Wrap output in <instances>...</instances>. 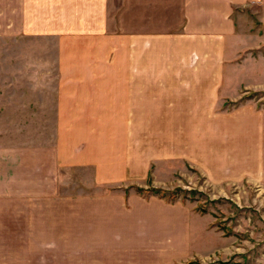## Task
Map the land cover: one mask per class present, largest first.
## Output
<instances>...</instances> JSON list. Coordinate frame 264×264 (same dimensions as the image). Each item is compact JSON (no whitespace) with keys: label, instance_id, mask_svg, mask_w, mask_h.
I'll return each mask as SVG.
<instances>
[{"label":"crops","instance_id":"crops-1","mask_svg":"<svg viewBox=\"0 0 264 264\" xmlns=\"http://www.w3.org/2000/svg\"><path fill=\"white\" fill-rule=\"evenodd\" d=\"M249 11L264 25V0H0V264L187 255L209 216L123 187L135 116L221 113L263 89ZM46 115L51 137L29 143Z\"/></svg>","mask_w":264,"mask_h":264},{"label":"rangeland","instance_id":"rangeland-1","mask_svg":"<svg viewBox=\"0 0 264 264\" xmlns=\"http://www.w3.org/2000/svg\"><path fill=\"white\" fill-rule=\"evenodd\" d=\"M248 14L253 19L244 26L264 32L263 23ZM257 48L249 52L256 55ZM259 49L264 55V41ZM46 118L38 129L29 123V143L51 137V115ZM168 118L135 116V180L123 187L209 216L189 223L187 255L169 264H264V86L227 100L221 113ZM213 232L225 237L216 247Z\"/></svg>","mask_w":264,"mask_h":264},{"label":"trees","instance_id":"trees-1","mask_svg":"<svg viewBox=\"0 0 264 264\" xmlns=\"http://www.w3.org/2000/svg\"><path fill=\"white\" fill-rule=\"evenodd\" d=\"M136 190L141 192L144 191L145 189L141 187H136ZM149 190L152 191L153 193H157L160 196H165V192H161L162 190H160L159 188H150Z\"/></svg>","mask_w":264,"mask_h":264}]
</instances>
